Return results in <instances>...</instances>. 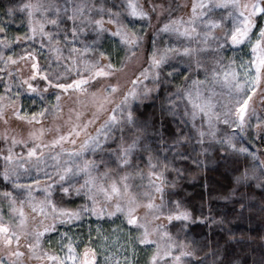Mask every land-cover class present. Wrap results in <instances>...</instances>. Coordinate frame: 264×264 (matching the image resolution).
Masks as SVG:
<instances>
[{
    "label": "snow or ice",
    "instance_id": "6c2138e0",
    "mask_svg": "<svg viewBox=\"0 0 264 264\" xmlns=\"http://www.w3.org/2000/svg\"><path fill=\"white\" fill-rule=\"evenodd\" d=\"M178 7L188 9L189 4ZM17 13L27 30L22 36L10 38L0 17V49L35 41L39 36L40 49L47 47L49 55L41 64L39 50L26 48L16 58L0 50V62L5 65L0 72H6L9 78L0 93V141L8 145L6 151L0 149V264H121L114 255L105 254V243L94 246L93 231L97 239L109 240L99 223L95 229L88 225L87 242L58 227H79L86 217L112 220L119 218L118 213L139 233L133 236L129 230L130 242L155 245L146 264H169L165 257L171 258V264H183V257L189 253L181 250L179 255L173 254L177 244L166 226L156 223L153 227L138 214L147 209L152 221L158 222L161 216L157 213L162 214L163 208L151 194H144L147 203H143L132 191V173L127 170L133 168L136 140L126 143L121 139L114 149L108 141L114 130L132 122V102L151 92L145 83L149 77L158 79L159 69L173 60L185 63L182 75L190 84L183 96L192 106L191 118L206 121L207 135L215 137L216 125L222 122L232 130L226 142L235 150L233 140L249 128L264 133V0H191L187 19L171 12L167 21L159 24V32L181 43L158 49L153 39L149 67L129 80L132 87L110 110L108 105L121 90L119 80L105 88L90 89L100 81H111L132 56L125 58L127 63H113L110 52L102 50L103 41L110 40L113 50L127 49L134 54L141 39L135 25L137 21L150 23L152 18L146 2L122 0L119 5L106 7L105 0H63V5L58 0H17L6 9L10 22ZM46 25L54 30H47ZM240 49H247V56L236 55ZM230 50L234 53L231 56ZM11 66H16L19 74L15 92L13 72L7 70ZM24 93L35 97L32 105L39 101L38 110L26 109L21 102ZM66 99L71 102L67 118ZM88 108L94 109L93 119L82 121ZM105 111H109L107 119L94 135L90 134L88 128ZM49 116L52 126L45 125ZM14 122L15 128L11 126ZM199 135L204 137L206 133L200 130ZM17 146L23 151L17 153ZM106 148L116 153L115 168L104 158ZM238 150L248 152L244 147ZM149 166L155 168L150 161ZM149 175L156 177V181H150L155 192L162 193L161 176L154 171ZM58 187L66 195L72 191L77 196L83 194L85 203L76 208L62 206L54 197ZM165 219L188 221L191 216L177 211ZM120 230L117 226L113 232ZM123 264L131 262L125 257Z\"/></svg>",
    "mask_w": 264,
    "mask_h": 264
},
{
    "label": "rangeland",
    "instance_id": "374dc122",
    "mask_svg": "<svg viewBox=\"0 0 264 264\" xmlns=\"http://www.w3.org/2000/svg\"><path fill=\"white\" fill-rule=\"evenodd\" d=\"M58 2L63 5V0H58ZM186 3L189 4L188 9H182L180 12H175V16H181L183 15L185 19L188 18V14H190V3L191 0H186ZM115 4L112 2V0H105V6L106 7H112V5ZM118 5V4H117ZM115 10V9H114ZM40 14H37V18H39ZM52 18H54V15L52 13H49ZM0 17H3L5 21V27L8 30L10 38L15 35H23L24 32L27 30L25 25H21V15L17 13V15L14 17L13 21L10 22L6 12L3 14H0ZM98 18V17H97ZM144 24H141L137 21L135 27H144ZM129 27H132L129 25ZM47 30L53 31V26L46 25ZM60 38V37H58ZM47 41L45 40V44ZM31 48L32 50H39L41 52L40 55V62L41 64L45 63L46 57L49 55L47 47L44 49H40V37L37 36L35 41H25L23 43H15L8 49H0L3 51V54L5 56H14V58L18 57L19 55L24 54V49ZM107 50L109 52L113 51V45L110 40H104L103 41V49ZM67 55V52L64 53ZM15 66L9 67L7 70L10 71ZM117 67H120L119 64H117ZM0 68H5V65L3 62H0ZM21 68L25 69V72L27 71L26 67L21 64ZM124 71L122 74H120L122 80H121V86L125 88V93L132 87L131 83H129L128 76L131 75V79L134 80L136 76L139 75L137 73L135 76L131 74V71L127 65L123 69ZM14 75V74H13ZM0 77H3V81H0V93H3L4 91V84L9 81V78L6 74V72H0ZM13 80V91H17L16 84L19 83V79L14 75ZM203 79V77H200ZM145 83H148L146 81ZM159 90V89H158ZM157 90V92H158ZM155 93L149 94L147 98H141L139 100H134L132 102L131 111L133 114V120L131 123L125 122L122 124L118 129H116V139L112 141L109 144V147H115L117 142L123 138V141L128 143L131 142L133 139L136 140L137 146L134 149L133 157H132V164L135 166L133 168H129L127 171L132 173V179L130 180V183L132 184V191L135 195L138 196V198L143 202L147 203V199L145 198L144 194L149 193L151 194L155 202L157 204H160L161 201L163 202L161 204L163 211L161 213H157V215L161 216V219L157 221H152V215L147 209H141L139 210L138 214L151 222V225L154 227L156 223H162L166 226V229L169 234L172 236L173 240L177 244L176 248H173V254L179 255L180 251H187L189 253L188 256L183 257V264H195L194 262L199 261V257L203 256V252H199L195 249H190L186 241L184 239L183 230L185 226L192 221L191 219L188 221H172L169 222L165 219V217L170 213H176L177 211H186L190 213L185 207L181 206L180 204H176L174 206L167 205L164 193L166 190L170 188H174L176 185V178L179 176V173L181 171V163L185 161H192V167L194 170L192 173H194V177H198L201 172L202 168L211 165L212 163V152L219 148L223 149V151L227 154V156L231 159L240 158L243 154L247 153H255L256 155H264V151L261 149L258 139L263 133H257L255 129L249 128L246 133L236 136V138L233 140V143L236 144L237 148L234 150L226 141L227 138L232 136V130L229 129L227 126L223 125V123H219L216 125L217 133L215 137L207 135V132L209 131L208 125L205 122L204 130L206 135L204 138H202L193 128L191 122L187 120L186 117L183 116V113L177 109L174 111V114L181 120L184 135L181 139V141L177 144H172L171 147L167 149V151H163L159 155H151V154H144L143 156L139 157V152L141 155V147L138 145L139 138L128 131L129 125L134 123L136 117L140 113L142 106L145 103L152 102L154 98L156 97ZM35 97L32 94H25L21 97V102L25 105L26 109L29 111L32 110H38L37 105H32L31 101ZM53 99L54 97H50ZM115 99H122V97ZM39 103V101H37ZM259 109L260 105H256ZM259 114V113H258ZM197 120H201L200 117H197ZM252 123H256L255 117L252 118ZM234 127V126H233ZM240 147H244L248 149V152H240L238 149ZM23 151V150H22ZM21 152V151H20ZM149 161L155 168H152L149 166ZM113 164L115 163V160L113 159L111 161ZM202 166V167H201ZM252 168V167H251ZM251 168L245 170L237 179V183L235 185L234 190L227 196L221 199L222 202H227L229 204L237 206L235 217L236 219L231 223L228 224L229 232L231 235H236L237 239L232 240V245H236L238 247L240 244L242 247L250 246V242L254 243L255 240L258 239L259 245H256V248L260 249V252L264 251V240H261V236L264 235V226L260 227L262 230L255 229L257 226L256 220L260 219L258 218L260 214H263L264 217V184H257L256 179L253 176V173L251 171ZM156 172L157 175L161 176V182H162V193H156L155 188L153 187L152 183L150 181H156L155 176H150V172ZM123 174V173H120ZM37 195H40L38 192ZM81 200H77L76 203H81ZM64 206V205H62ZM64 207L68 208H76L75 204L66 205ZM117 217H113L112 220H109L108 218H105L102 221H97L96 217H86L84 220L79 222V227L74 225H59L60 231H70L73 233L74 236H79L80 239L84 242H87V232H88V225L91 224L92 228L95 229L97 226V223H99L101 230L103 233L107 236H109V240L107 242H104L102 240H99L96 238V233L93 231L92 236L95 240L96 247H99L102 243L106 244L107 252L105 254H111L114 255L115 260H119L121 264H123L125 257L131 262V264H146V261L149 260L152 252L155 249V245L145 246L140 245L134 241L130 242L128 238V232L129 230H132V235L136 236L139 233L136 232L133 229V226L128 225L126 221H124V218L121 214H117ZM262 217V218H263ZM114 220V222H112ZM123 221V223H122ZM142 222L144 220L142 219ZM176 223L177 227L175 229H171L170 225ZM264 225V224H263ZM117 226L120 227L119 232H113V229H116ZM252 230V231H248ZM246 229V231H244ZM258 231H255V230ZM142 231V230H141ZM52 236H58V233L51 234ZM239 236V238H238ZM255 236V237H254ZM253 238V239H252ZM256 238V239H254ZM153 239H156L154 236ZM179 245L183 246V249L179 247ZM254 245V246H255ZM261 245V246H260ZM260 246V247H259ZM55 247V245H53ZM133 248L135 251L133 252ZM82 250V248H81ZM231 251V250H230ZM232 254L235 253V251H231ZM207 255V254H206ZM165 260H168L169 264H171V258L165 257ZM163 264V261L161 262Z\"/></svg>",
    "mask_w": 264,
    "mask_h": 264
},
{
    "label": "trees",
    "instance_id": "16d2710c",
    "mask_svg": "<svg viewBox=\"0 0 264 264\" xmlns=\"http://www.w3.org/2000/svg\"><path fill=\"white\" fill-rule=\"evenodd\" d=\"M15 3L17 0H0V14L6 12V9ZM10 71L19 79L16 66ZM121 80L120 76L119 83ZM90 90L95 91L96 88ZM11 126L17 127L15 122ZM128 131L139 138L138 145L142 149L141 155L139 152V157L144 154L159 155L163 151H167L172 144L181 141L184 135L182 123L174 114L172 106L167 104V95L163 86L158 90L152 102L142 106L134 123L129 125ZM258 143L264 151V133L259 137ZM7 146L4 141H0V149L6 151ZM22 150L21 146L15 148L17 153ZM253 163L249 153L243 154L240 158L231 159L223 149L219 148L212 152L211 165L203 167L198 177H194V173H192L194 168L191 166V159L181 163V171L176 178L175 187L166 190L164 196L167 205L180 204L192 216V221L185 226L183 235L190 249L198 250L201 254L204 253L199 257L198 263L194 262L195 264H224L227 254L232 253L231 251H235L232 258L237 260V264H245V262L247 264H264V251L260 252V249L256 248V245H259V243H255L259 242L258 239L254 243L250 242L249 247H242L241 244L238 247L232 245V240L237 237L234 234L231 235L227 226L236 219L234 215L237 206L221 201L234 190L238 177L245 170L251 168ZM2 166L3 161L0 160V168ZM262 215L260 214L258 217L260 219L256 220L255 229L260 231L262 230L260 225L264 226ZM170 227L175 229L177 224L173 223Z\"/></svg>",
    "mask_w": 264,
    "mask_h": 264
},
{
    "label": "clouds",
    "instance_id": "9594fccd",
    "mask_svg": "<svg viewBox=\"0 0 264 264\" xmlns=\"http://www.w3.org/2000/svg\"><path fill=\"white\" fill-rule=\"evenodd\" d=\"M115 4H120L122 0H112ZM147 9L149 11L151 18L150 23L144 24V27H135V31L140 36V44L135 49L134 54L130 53L127 49L121 50L119 48H116L110 54L113 58V63H117L118 61H127L125 60L126 57L129 55L132 56V60L130 63H128V67L131 71L132 75H135L137 72L140 73L143 71V69L148 68V56L150 55L151 51L153 50V39H155V47L160 49L167 47L171 44H178L181 42H178L174 36L166 35L159 32V24H162L167 21L169 16L171 15V12H180L182 9L178 7L179 4L186 3V0H141V3H145ZM261 23H264V21H261ZM230 56L234 53L230 50L228 53ZM236 55L240 56H247V49H240L236 50ZM185 66V63H182L179 60H173L170 61L167 65L162 66L161 69H159V77L156 80H152L151 77H149L148 83H146V86L151 89V93L157 92L158 89H160L162 86L164 87L167 95V104L172 106V110L175 111L179 109L183 116L187 118L189 122H191L193 128H195L196 132L199 134V131L204 129L205 122L201 120H193L191 118V112H192V106L188 103L186 98L183 96V90L187 89L189 87L190 81H186L182 75L183 68ZM171 73V75H169ZM131 79V75L128 76V80ZM117 80L120 81V73H117L116 77H114L111 81H100L97 84L94 85V88L100 89L105 88L108 84L113 83L114 81L117 82ZM142 91V89H141ZM125 93V88L121 86V90L119 93L115 95V97L120 98L123 97ZM142 96V98H147L149 96ZM121 99H114L113 103L110 104L108 109L115 107L117 104H119ZM71 102L67 99L65 100V118H67V108L70 106ZM37 106L39 108V103L37 102ZM93 113L94 109L88 108L83 116L82 121H88L93 119ZM109 114V111H105L104 113L99 114L96 118L94 123L88 128V132L92 135L95 134V131L97 128L100 127L101 124L104 123V121L107 119V116ZM59 123L63 124V121H59ZM45 125L46 126H52V119L51 116L46 117L45 119ZM65 131L67 128L65 127ZM112 139L108 141V144H110L112 141L116 139V131L114 130L112 132ZM205 137V136H204ZM202 137V138H204ZM49 138H51V134L49 135ZM84 137H81L80 139H83ZM123 139V138H121ZM119 141L117 142V144ZM116 144V145H117ZM116 147V146H115ZM111 147V148H115ZM116 153L114 151H109L108 148L105 149V156L104 158L107 160L112 161L115 160ZM253 165L251 168V171L253 173L254 178L257 181V184H264V155H256L253 157ZM113 168H115V163L111 164ZM133 167H135L132 164ZM76 181L73 180V184H75ZM54 197L57 201V203L62 204L64 206L75 204L76 207H80L85 203V200L83 198V194L80 196H77L75 191H72L70 194H64L62 191L59 190V187L54 193ZM81 200L82 202L77 204V200ZM163 202L161 201V204ZM261 240H264V235L261 236ZM232 253L227 254V258L224 261V264H237V260L232 258ZM247 264V262H245Z\"/></svg>",
    "mask_w": 264,
    "mask_h": 264
}]
</instances>
